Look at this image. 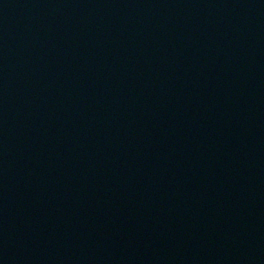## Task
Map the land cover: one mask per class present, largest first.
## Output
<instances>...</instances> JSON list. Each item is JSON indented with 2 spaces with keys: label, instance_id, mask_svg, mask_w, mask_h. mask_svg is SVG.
Masks as SVG:
<instances>
[{
  "label": "water",
  "instance_id": "95a60500",
  "mask_svg": "<svg viewBox=\"0 0 264 264\" xmlns=\"http://www.w3.org/2000/svg\"><path fill=\"white\" fill-rule=\"evenodd\" d=\"M0 264H264V0H0Z\"/></svg>",
  "mask_w": 264,
  "mask_h": 264
}]
</instances>
